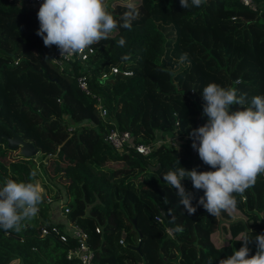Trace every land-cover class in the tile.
Instances as JSON below:
<instances>
[{
	"label": "trees",
	"instance_id": "obj_1",
	"mask_svg": "<svg viewBox=\"0 0 264 264\" xmlns=\"http://www.w3.org/2000/svg\"><path fill=\"white\" fill-rule=\"evenodd\" d=\"M252 2L254 10L240 0H205L200 7L186 9L180 0H137L139 15L132 20L131 30L118 26L107 39L93 44L84 69L73 65L69 77L48 61L46 48L40 45L38 11L24 3L0 0V134L9 136L12 129L32 142L40 153L43 179H49V161L62 163L65 171H56L54 176L65 180L66 217L86 232L93 251L91 264H209V258L218 264L239 250L244 234L252 239L261 234L249 224L256 217L264 224L260 218L264 214L263 179L257 178L243 196L234 194L236 208L217 216L197 204L203 191L194 193L185 187L197 209L189 215L162 175L180 166L213 169L194 158L186 145L182 151L161 145L145 157L131 148L117 153L102 138L109 126L98 117L94 99L76 83L78 75L88 74L89 91L102 97L108 115L130 134L133 144L148 143L155 131L173 130L175 122L180 137L190 138L193 129L207 122L201 94L207 84L235 88L238 95L246 94L249 103L254 96H264V0ZM128 10V5H122L110 11L122 24L121 17ZM121 37L124 46L117 45ZM183 53L188 54L190 64L180 62ZM111 65L131 73L100 79ZM236 110H243L242 106H230V111ZM67 125H74L75 131L67 132ZM10 152L16 151L7 149L2 140L0 160ZM53 154L56 157L43 163ZM13 158L30 162L31 172L38 173L32 158L22 159L16 153ZM64 158L70 163H64ZM17 172L0 173L2 186L7 179L30 181L28 173ZM48 202L42 199L38 205L41 220L37 216L25 220L19 231L0 228V264L12 253L20 254L27 264H45L44 257L51 264H80L65 258L71 242L39 237L40 227L52 225L42 221ZM85 207L88 216L82 215ZM160 208L163 224L152 220ZM229 211H238L244 219L231 221ZM98 224L100 231L95 233ZM178 225L183 227L180 233L173 231ZM165 228L172 231V237ZM248 247L249 256L254 255L255 241Z\"/></svg>",
	"mask_w": 264,
	"mask_h": 264
},
{
	"label": "clouds",
	"instance_id": "obj_2",
	"mask_svg": "<svg viewBox=\"0 0 264 264\" xmlns=\"http://www.w3.org/2000/svg\"><path fill=\"white\" fill-rule=\"evenodd\" d=\"M203 3L205 0H191V4L189 0H180L183 9L200 7ZM128 9L120 24L109 10L107 0H43L37 12L40 26L36 35L43 39L46 47L56 45L61 57L80 54L107 39L118 26L131 30V22L139 11L132 4ZM125 43L123 37L117 41L118 46ZM179 59L181 63L190 64L187 53ZM201 94L207 122L193 129L189 136L199 158L213 170H186L180 166L162 176L165 183L176 189L179 203L189 215L197 209L192 204V193L181 183L186 178L195 189L204 192L197 204L217 216L221 211L235 209L234 194L243 196L257 177L264 174V96H254L249 103L245 93L238 95L237 89L224 88L214 82L207 84ZM234 104L242 106L243 110L230 111ZM176 150H179L178 144ZM35 175L31 173L32 177ZM41 200L42 190L37 183L7 179L0 187V228L19 231L25 220L37 215ZM173 231L180 233L183 227L178 225ZM253 240L257 251L249 256L248 245ZM240 242L239 250L234 249L230 256L219 259L218 264H264V234L255 235L254 239L244 234ZM209 264H213L211 258Z\"/></svg>",
	"mask_w": 264,
	"mask_h": 264
},
{
	"label": "built area",
	"instance_id": "obj_3",
	"mask_svg": "<svg viewBox=\"0 0 264 264\" xmlns=\"http://www.w3.org/2000/svg\"><path fill=\"white\" fill-rule=\"evenodd\" d=\"M9 2L14 3H24V4H32L33 10H39L40 5L43 3V0H8ZM242 4L255 9V5L252 0H240ZM41 47L46 48L47 59L48 61L57 66L58 70L65 74L66 76H73L74 68L73 65L75 62L83 64V62L88 58V56L92 53V46L90 49H86L83 53L75 54L72 56H62L60 54V50L58 47L54 48L56 45L46 47L43 43V39L40 40ZM120 73L122 75H130V71L128 69H119L116 65H111L106 72H102L100 74V79H104L109 75ZM88 74L82 73L76 77L77 87L86 95H89L92 99H94V109L97 112L98 117L109 126L106 132L102 133L103 140L117 153L126 152V148H131L134 152L140 154L141 156L149 155L153 150L157 149L159 146L164 145L166 147H177L179 145V151L184 149V145L189 149L192 156L196 159L199 158L198 152L192 148V139L180 137L177 133V125L175 122L174 129L169 132L163 131H155L153 134V138L146 144H133L130 134L127 131L120 130L114 119L108 115L107 109L103 104V99L100 95H95L91 93L87 86ZM76 127L74 125H67L65 130L67 132L75 131ZM187 140V142H186ZM197 141V145H198ZM152 169L155 168V164L153 161H147ZM258 179L264 180V174H261L257 177ZM62 214L65 215L64 222L60 223V226H56L57 223H52L50 226H42L39 228L38 233L39 237L50 236L53 240H56L60 243L66 244L71 242V246L66 249L65 258L67 260L76 259L80 264H91L93 258V251L88 245V236L85 231H83L80 227L73 224L67 217L66 213L68 209L64 207L62 209ZM261 220L264 222V214L261 215ZM152 220L157 224H163L164 222V213L163 209L160 208L158 213L155 214ZM95 233H99L100 229L96 226L94 229ZM165 233L172 237V231L169 228H165ZM122 242L121 240L119 241Z\"/></svg>",
	"mask_w": 264,
	"mask_h": 264
},
{
	"label": "rangeland",
	"instance_id": "obj_4",
	"mask_svg": "<svg viewBox=\"0 0 264 264\" xmlns=\"http://www.w3.org/2000/svg\"><path fill=\"white\" fill-rule=\"evenodd\" d=\"M107 3L109 4V10H111L113 7H119V6H122V5L132 4V5L135 6V5H137V0H135V2H134V0H107ZM26 5L28 6V8H32L33 9V5L32 4L28 3ZM74 67H76L78 70H83L84 69V65L81 64V63H78V62L74 63ZM39 155H40V153H38L36 156H34L32 158L33 167L37 168V170H38V173L34 177L31 176L32 165H29L31 163L28 162L26 164H23L22 162H17V160L13 158L15 156V152L14 153L10 152L9 154H7V156L5 158L0 160V173H2L4 171L7 172L8 169H12V170L16 169V171H18L17 172L18 175H19L20 172L23 173V171H25V174L28 173L29 174L28 177H29L30 181H32L34 183H37L39 185V187L42 190V193L44 194V196L49 201L48 202L49 203L48 204L49 207H48V209L45 210L46 220H42V221L43 222L47 221V222H50V223H61V221H63V219L65 218V215L62 214L63 213L62 209L64 208V205H66V203L63 205V203L65 202V199H64L65 196L64 195H65V192H66V189H65L66 183L64 182L65 180L62 179V177L54 176V174H55L56 171H59V173H62V172L65 171V169H64V167L60 166V164L62 165V163H54L53 164L51 161H49L50 164L47 165L48 168L46 167L47 172L50 173L49 176H48L49 179H46V177H45V179H43V176H41V174H40L41 168H40V161H39L40 159L38 158ZM185 157L186 158H190V156L188 154H186ZM63 160H65L64 163H70L65 158ZM43 163H44V160H43ZM118 165H119V163H118ZM110 166L116 167V164H112ZM148 166L150 167V165H148ZM60 171H62V172H60ZM46 175H47V173H46ZM60 175H62V174H60ZM41 183L42 184L43 183L46 184L47 188L43 187ZM181 183L183 184L184 187L191 189L192 192H194V193L203 191L202 189H199V190L195 189L193 187V185L191 184V181H189L188 179L182 180ZM0 186H2V183H0ZM170 188L173 191H176V189L172 188L171 186H170ZM241 203H243V202L241 201ZM86 209L87 208L85 207L84 208V213L82 214L83 216H88L89 215L88 212L86 211ZM229 213H232L231 216H230L231 217V221H234L236 219H244L238 211L237 212L236 211L235 212H230L229 211ZM36 216L38 217V219H40V220L42 219V218H40L39 213H37ZM117 216L121 217V213H118ZM220 218H222V217H220ZM253 220H254V224H252V225L249 224V222H247L249 224V227L256 228V229H258L261 232V234H264V224L260 223V220L258 219V217H256ZM97 227H98V229H100V225L99 224L97 225ZM218 231H220V230H218ZM216 233H217L216 237H217V239H219L220 238L219 232H216ZM51 247H52V245L50 243V245L48 246V249L51 248ZM10 255H12V257L8 258L6 260V262L4 261L3 264H27L25 262V259H22L20 256H18L20 254L17 255L15 253H12V254H8L6 257H9ZM39 256L42 259L44 257L42 253ZM44 261L46 262L45 264H51V260H50L49 257H47V258L44 257ZM178 262L179 261H176L174 264H179ZM126 264H129V263L126 262Z\"/></svg>",
	"mask_w": 264,
	"mask_h": 264
},
{
	"label": "water",
	"instance_id": "obj_5",
	"mask_svg": "<svg viewBox=\"0 0 264 264\" xmlns=\"http://www.w3.org/2000/svg\"><path fill=\"white\" fill-rule=\"evenodd\" d=\"M5 142V147L9 150L16 151V156L22 159H31L39 153V150L33 146L31 141L24 140L22 137L15 132L14 130L10 129V135L6 136L5 134H0V142ZM51 157H56V154L48 155L44 159V163ZM42 199L45 202H48V199L42 193ZM131 224L135 229V218L131 219Z\"/></svg>",
	"mask_w": 264,
	"mask_h": 264
},
{
	"label": "crops",
	"instance_id": "obj_6",
	"mask_svg": "<svg viewBox=\"0 0 264 264\" xmlns=\"http://www.w3.org/2000/svg\"><path fill=\"white\" fill-rule=\"evenodd\" d=\"M15 153H16V152H15ZM64 220H65V218L63 219V221H61V223L64 222ZM59 224H60V223H59Z\"/></svg>",
	"mask_w": 264,
	"mask_h": 264
}]
</instances>
